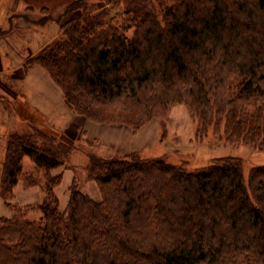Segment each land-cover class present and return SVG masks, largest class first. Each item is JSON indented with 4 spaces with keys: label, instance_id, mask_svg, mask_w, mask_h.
<instances>
[{
    "label": "trees",
    "instance_id": "trees-1",
    "mask_svg": "<svg viewBox=\"0 0 264 264\" xmlns=\"http://www.w3.org/2000/svg\"><path fill=\"white\" fill-rule=\"evenodd\" d=\"M75 12L52 19L61 37L25 62L50 74L74 113L137 132L184 105L195 140L212 133L264 151V0H71L64 15ZM35 122L6 136L0 194L13 213L0 217V264H264V165L246 177L239 156L191 167L168 154L85 151L102 200L75 174L62 212L63 176L52 172L79 147ZM24 157L45 181L24 171ZM19 183L44 189L43 201L12 203Z\"/></svg>",
    "mask_w": 264,
    "mask_h": 264
},
{
    "label": "rangeland",
    "instance_id": "rangeland-1",
    "mask_svg": "<svg viewBox=\"0 0 264 264\" xmlns=\"http://www.w3.org/2000/svg\"><path fill=\"white\" fill-rule=\"evenodd\" d=\"M36 1H38V3L36 2L33 5L28 4V8L23 12L21 11L24 14L19 17L24 18L19 19L17 22V24L20 25L19 29L24 30L25 27L27 29L32 28L31 25L33 22L36 23L45 16H51V22L47 21L45 24L43 23L42 26L36 23L35 54L46 45H52L61 37L62 30L60 25L57 22H52V19L63 17V21L65 22L78 16L77 12L66 16L64 15L66 7L71 0ZM41 4H45L46 8H40L43 7ZM28 57H30V55L27 56V58ZM67 107L69 110L71 109L68 105ZM70 111L72 112L70 113L73 114L71 122L68 110L67 113H65V109L60 107L55 113H53L54 116L52 115L48 118L40 117L36 113L35 123L38 126L41 125V127L51 129L50 131L54 132L55 136L57 135L65 141L69 140L74 146L79 147L80 150L78 149L70 155L69 164H67L68 167L66 168L72 170L74 176L75 174H78L80 190L97 202H101L102 193L98 183L95 181H89L85 171H83L88 163L85 151L90 152L92 150V152H96L105 157H123L133 151L139 152L144 157L151 158L168 154L169 160L173 162L186 160V162L190 163L191 167L206 165L215 157L239 156L244 160L246 177H248V171L251 167L264 165V151H254L248 146H238L234 148L221 145L216 142L218 141V137L212 135V133H210L208 138L202 142L195 140L197 123L193 120L187 107L184 105L175 106L166 119L156 118L137 132L126 125L98 123L91 121L84 116L78 115L72 110ZM3 126L4 125L0 123V129ZM91 144L95 145V147L90 149ZM70 166H73V169ZM29 167L30 166L25 163L24 171L32 173V176L37 180H41L42 182L45 181V175L43 172L39 173L36 167L30 169ZM72 183L63 187L61 186L62 184H59L54 189V192L59 199V208L62 212L66 210L69 204L71 196L70 187ZM58 187H60V189ZM39 189L43 193L42 199L38 202L41 203L45 197V190L42 188ZM66 197L68 199L66 201V207H64L63 202ZM13 199L12 203L23 207L16 201L15 195ZM5 206L10 210L11 217L13 211L6 204ZM40 215L41 212L36 209L31 211L29 216L36 220Z\"/></svg>",
    "mask_w": 264,
    "mask_h": 264
},
{
    "label": "crops",
    "instance_id": "crops-1",
    "mask_svg": "<svg viewBox=\"0 0 264 264\" xmlns=\"http://www.w3.org/2000/svg\"><path fill=\"white\" fill-rule=\"evenodd\" d=\"M26 8L27 0H0V123L4 125L0 129V163L5 155L6 136L19 125L26 126L28 121L36 119V113L48 118L60 107L65 113L71 112L63 91L50 74L38 65L25 66L26 60L36 53V23L24 30L17 24L24 18L19 16H23ZM22 163L23 167L27 163L29 169L36 167L29 157H24ZM52 174H62V187L71 184L74 178L73 171L66 167L58 168ZM14 195L22 206L36 205L43 197L39 188L26 189L22 183L15 187ZM67 199H64V207ZM10 214L0 196V216L10 217Z\"/></svg>",
    "mask_w": 264,
    "mask_h": 264
}]
</instances>
